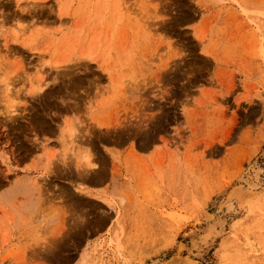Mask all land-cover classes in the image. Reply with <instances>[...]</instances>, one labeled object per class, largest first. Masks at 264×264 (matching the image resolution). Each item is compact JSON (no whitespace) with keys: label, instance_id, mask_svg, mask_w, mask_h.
Returning a JSON list of instances; mask_svg holds the SVG:
<instances>
[{"label":"rangeland","instance_id":"374dc122","mask_svg":"<svg viewBox=\"0 0 264 264\" xmlns=\"http://www.w3.org/2000/svg\"><path fill=\"white\" fill-rule=\"evenodd\" d=\"M0 264H264V0H0Z\"/></svg>","mask_w":264,"mask_h":264},{"label":"bare ground","instance_id":"6f19581e","mask_svg":"<svg viewBox=\"0 0 264 264\" xmlns=\"http://www.w3.org/2000/svg\"><path fill=\"white\" fill-rule=\"evenodd\" d=\"M18 34H20V33H18ZM16 37V36H15ZM19 40V39H18ZM26 40H27V38H26ZM18 42V41H17ZM27 45V44H26ZM10 85H9V90H10ZM42 87V86H41ZM40 89V93H42L41 91H43L44 90V87L43 88H38V89H36L37 91ZM91 152H89L88 154H90ZM89 156V155H88ZM90 157V156H89ZM91 159V158H90ZM88 162V161H87ZM90 163V162H89ZM88 166H90L89 164H88ZM92 166H94V164H92ZM250 178V177H249ZM253 178V177H252ZM254 185V184H253ZM252 188V187H251ZM210 229V228H209ZM211 230H213L212 228H211ZM208 233V232H207ZM205 239H207V236L206 237H204L203 238V242H204V240ZM208 240V239H207ZM202 241V240H201ZM207 242V241H206ZM201 243V242H200ZM193 245V244H192ZM196 245V244H195Z\"/></svg>","mask_w":264,"mask_h":264}]
</instances>
